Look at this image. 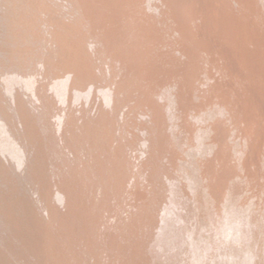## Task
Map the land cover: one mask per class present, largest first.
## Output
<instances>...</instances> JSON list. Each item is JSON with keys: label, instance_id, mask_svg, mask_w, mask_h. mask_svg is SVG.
<instances>
[{"label": "rangeland", "instance_id": "1", "mask_svg": "<svg viewBox=\"0 0 264 264\" xmlns=\"http://www.w3.org/2000/svg\"><path fill=\"white\" fill-rule=\"evenodd\" d=\"M0 264H264V0H0Z\"/></svg>", "mask_w": 264, "mask_h": 264}]
</instances>
